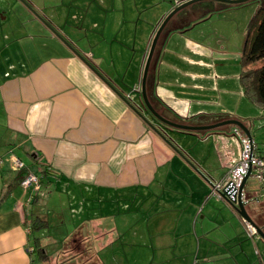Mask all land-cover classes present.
Masks as SVG:
<instances>
[{"label": "crops", "instance_id": "crops-1", "mask_svg": "<svg viewBox=\"0 0 264 264\" xmlns=\"http://www.w3.org/2000/svg\"><path fill=\"white\" fill-rule=\"evenodd\" d=\"M24 1L49 27L32 11L26 16L21 0H0V264H33L30 251L35 243L46 252L53 236L65 235V227L69 228L65 239L80 233L82 244H91L89 237L112 244L122 224L129 232L134 230L130 217L118 216H133L137 211L138 222L145 221L142 233L159 238V246L176 247V239L183 241L191 234L199 243L195 219L205 197L200 191L205 183L214 182L205 160L212 150L224 171L221 176L227 173L240 159L235 137L239 129L222 125L206 132L183 131L164 124L144 105L141 80L152 39L174 5L163 10L164 5L156 4L152 9L148 0H135L140 18L130 20L132 30H123L119 10L110 15L104 11V0L86 14L74 11V0H44L64 8L56 13L39 0ZM125 8L120 13L124 16ZM219 12L190 26H183L186 17L179 15L161 33L149 65L147 98L159 115L177 123L239 120L250 130L253 142L261 145V134L249 112L264 120L262 112L249 105L238 84L244 39L241 48H234L226 27H196ZM26 21L30 22L27 35L20 27ZM36 39L42 40L43 53L38 51L40 44L37 50L29 47L30 40ZM201 117L216 122L197 124ZM182 135H191L189 144ZM201 138L210 148L206 159L190 145ZM14 157L25 170L14 165ZM29 173L43 175V185L24 186ZM156 194L163 201L159 207L150 203ZM136 200L139 204L134 208ZM233 211L238 231L245 233V222ZM36 217L60 231H33L30 226ZM248 235L254 239L257 234ZM90 244L84 243L87 249ZM178 248L183 251V245ZM59 250H53L51 260L62 253ZM100 258L95 255L90 264H104Z\"/></svg>", "mask_w": 264, "mask_h": 264}, {"label": "rangeland", "instance_id": "rangeland-1", "mask_svg": "<svg viewBox=\"0 0 264 264\" xmlns=\"http://www.w3.org/2000/svg\"><path fill=\"white\" fill-rule=\"evenodd\" d=\"M40 4H43L45 7H48L50 10H54L56 13L57 11H60L62 8L54 7L52 3H46L44 0H39ZM50 2V0H47ZM98 0H74L75 3V10L80 9L82 13L87 12H93L97 4ZM105 1V7L104 11H108L110 15H115L114 11H118V16L120 17V21H125L124 24H121V27H123V30H126L130 28L132 30L133 24L131 25L130 20L132 19V22L137 21V18H140V11H137L134 8V1L135 0H104ZM151 2L153 8L156 7V4L164 5L163 10L170 8L173 6V8L176 6V2L178 0H166L165 2H159L160 0H148ZM260 0H250L242 5H240L238 8H225L220 10L221 12L214 14L210 20H206L204 22H201L196 25V27H201L202 25L206 27L211 28H219V27H226V33L230 41V46L232 47H238L241 48L242 40L244 39L246 26L249 23L250 19L252 18L254 12L256 11L257 7L259 6ZM214 4H216L215 1H213ZM22 3V2H21ZM23 4V3H22ZM21 4V5H22ZM110 6L111 11H109L107 8ZM24 5V4H23ZM20 8L24 14L29 15L30 9L27 8L25 5ZM123 6H125V16L124 14H120L122 11ZM9 8V15L13 16V21H15L16 15L13 13L14 9L13 6H10V4H7V9ZM172 8V9H173ZM29 9V10H28ZM64 9V8H63ZM62 9V10H63ZM171 9V10H172ZM190 9V8H187ZM191 11V10H189ZM77 12V11H76ZM192 12V11H191ZM169 13V12H168ZM167 13V14H168ZM199 13V12H196ZM195 13V15H196ZM236 13V14H235ZM117 15V14H116ZM196 18V16L192 17ZM207 18V17H206ZM25 20V18H24ZM170 21V20H169ZM168 21V22H169ZM176 20H172L171 23L167 22V26L170 27L172 23H175ZM26 21L24 24H21L20 27L22 31L27 35L30 31L29 23ZM199 22V21H197ZM233 22V23H232ZM123 23V22H122ZM155 24V21L153 22ZM129 24V25H127ZM233 24V25H232ZM21 37V35H20ZM19 41V40H18ZM27 40H25L26 42ZM29 47H34L35 50L38 49V45L40 44V49L38 51H43V42L40 39H36L35 41H31ZM264 63V60H260L257 62V64ZM241 69V65H240ZM143 75V74H142ZM240 80H238V84L240 85ZM142 82V80H141ZM242 87V86H241ZM246 99L249 101V99L246 97ZM249 105L254 108L256 107L255 104H253L251 101L248 102ZM258 108V107H257ZM251 116L255 121L256 124V131L257 134L260 133V144L264 146V120H261L257 115L256 112H249ZM257 116V117H256ZM228 126V125H225ZM230 127L232 125H229ZM243 134V133H242ZM235 135V134H234ZM191 135H182L181 137L186 140V142L189 144ZM246 136V135H245ZM235 137L239 141L240 150H241V144L239 138L235 135ZM202 140L199 141V143L195 142L190 144L193 148V151L197 154L200 153L201 156L204 155L205 159L207 156V151L209 148L208 142L201 138ZM211 141V139L209 140ZM260 145V146H261ZM210 149V148H209ZM202 158V157H198ZM214 152L211 150V155L207 160H205V164L207 165V168L210 169L211 177L214 181L219 180L222 176L221 174L224 171H220V167L218 165V162H216V159ZM206 168V169H207ZM221 176V177H220ZM201 181L204 180L202 179ZM211 186L209 183H205V189H202L200 192L205 193V197H203V193H200V195L203 197V202L201 201L200 210L201 207L203 210H201V214L198 218H196V230L199 235V243H197L196 238H193L192 231H190L189 237L185 235V238L183 241L181 239L177 240L176 247L168 246L164 243V245L159 246V238L144 236L142 231L144 232L145 228V221L142 220V222H138V215L140 212L137 211L133 216L131 215H120L118 218L126 219L130 217L132 219V222L134 225H132V229H134L132 232H129L128 230H125L127 227L122 224L120 226V229L118 231V239L112 244L109 245H103V242L93 240L91 237L90 243L85 241L87 244L91 245V248H86L84 243L81 242V236L80 233L75 234V236H72L70 238L65 239L66 234L69 232V228H64V234L65 235H57L53 236L50 240L52 242L49 243L51 247H46V252L48 254H52L53 250L58 248L59 251H62V253H59L57 255L56 260H51V263H56L58 260L62 261L64 259H70V258H79L77 260V264L80 260H83L87 258V260H90V263H92V257H95V255L100 256V260L104 262V264H231V260H233L234 264H237L236 259L240 261V264H264V239L257 234L254 236L255 238H251V236L248 235V232L246 231V221L242 218V220L245 222L244 225V232H241L242 230H239V227L236 225V219L238 216H236L234 209L227 203V201L222 197L223 199H219V196L216 195H210ZM245 193H246V199L247 201L244 202L245 209L252 219V221L260 227L262 232L264 233V201L257 200L258 197V183L253 179L249 178L246 183L245 187ZM156 197L152 198V201L150 203H153L155 207H159L162 205V197L161 194H156ZM197 198L194 203L197 202ZM204 200H206V205L203 206ZM186 201V197H185ZM149 203V204H150ZM139 204V200H136L135 204L133 205L134 208H137ZM144 207V204H142ZM233 209V210H232ZM142 210V209H140ZM123 212V211H121ZM159 210L157 209L155 211V214H157ZM48 213L50 216H52L53 211L51 209H48ZM186 218V216H185ZM47 225L42 229V231L52 230L53 232L60 231V228L58 226H54V224H50V226ZM186 224L183 227V229H186ZM191 228H193V222L191 223ZM203 231L205 234H203ZM129 232V233H127ZM152 232V231H151ZM155 232V230H154ZM136 233V235H134ZM241 233L243 237L239 234ZM186 234V233H185ZM37 235V233H36ZM34 235L35 237H37ZM56 235V234H55ZM61 235V236H60ZM60 236V237H58ZM205 236V238H204ZM58 241H61V243L54 242V239ZM60 238V239H59ZM193 238V239H192ZM152 239V243L148 244V241ZM154 239H156V242H154ZM71 240H75V242H71ZM193 240V241H192ZM192 241V242H191ZM81 243V244H80ZM221 243V244H219ZM178 245H183V251L178 248ZM188 249H193L192 253L188 252ZM198 250V253H197ZM229 251L233 253L230 255ZM260 251V254L258 255V252ZM88 253V254H86ZM112 253H115L114 256ZM233 257H236L235 259ZM34 263L33 264H40V259L36 254H33ZM56 261V262H55ZM71 263V262H70ZM73 264H76L75 262H72Z\"/></svg>", "mask_w": 264, "mask_h": 264}, {"label": "trees", "instance_id": "trees-1", "mask_svg": "<svg viewBox=\"0 0 264 264\" xmlns=\"http://www.w3.org/2000/svg\"><path fill=\"white\" fill-rule=\"evenodd\" d=\"M183 2H180L179 4ZM215 2L216 4H214L213 0H204V1H198L191 5H188L182 8L180 11H178L173 16V18H170V21L168 23H170L172 20H176L179 15H180V18L182 15H184V17L186 18L184 20L185 25L183 26H190V25H193V23L196 22L197 20L206 18V16L212 14L213 12L219 11L221 9L233 7V6L242 5V4H227V3L217 2V1ZM179 4H176V6H178ZM187 8H190V9H187ZM189 10H191L192 12ZM196 12H199V13H196ZM193 16L194 17L196 16V18H192ZM166 28H168L167 25L164 27L162 32H164ZM160 37H162L161 34H160ZM260 60H264V0H260L259 6L257 7L252 18L250 19L249 23L246 26V31L244 35V43L242 45L241 52H240L241 72H240V77H239L240 84L242 86L245 96L249 99V101H251L253 104H255L256 107H258L261 110L262 112L261 116L264 118V63L259 62V64H257V62ZM149 78H150V73L148 71L146 80L149 81ZM146 85L148 86V84ZM192 120H195V119L193 118ZM192 120L191 122H193ZM211 120H212L211 118L205 119L204 117H201V121H198L199 123L197 122L196 123L197 124H208V122H216V121H211ZM239 130L242 132L241 129ZM200 131L206 132L203 130H200ZM254 148H255L256 153L264 158V146L262 145L260 146L254 143ZM25 169L26 167L21 168L22 171ZM47 169L45 168V171ZM45 171H43L42 173L44 174ZM22 176L24 177L25 175H22ZM36 176L39 179V187H41L43 185L41 176L43 175H40V176L36 175ZM258 191H259V186H258ZM46 226H47L46 220L36 217L33 219V222L30 228L33 231H36ZM32 250L33 251H30V252L31 253L34 252V254H36L38 258L41 260L40 262L42 264H53L50 261L51 260L50 254L46 253L44 251V248L39 243H35V246L33 247ZM71 260L73 261L75 260L77 262L79 258L64 259L62 261L58 260L57 262L55 261L56 263L54 264H69ZM88 263L90 264L89 259L87 260L86 258L83 260L82 258V260H80L78 264H88Z\"/></svg>", "mask_w": 264, "mask_h": 264}, {"label": "water", "instance_id": "water-1", "mask_svg": "<svg viewBox=\"0 0 264 264\" xmlns=\"http://www.w3.org/2000/svg\"><path fill=\"white\" fill-rule=\"evenodd\" d=\"M198 1H204V0H187L181 4H179L178 6H176L174 9H172L167 15L166 17L161 21L159 27L157 28L155 35L152 39V43L150 46V50H149V54L145 63V67L143 70V75H142V82H141V94H142V98H143V102L144 105L146 106V108L161 122H163L164 124L176 128V129H180V130H185V131H209V130H213L216 129L222 125H233V126H237L239 129L242 130V132L244 133V135L247 136V138L249 139L251 145L253 144V137L252 134L250 133V130L239 120L236 119H226L223 121H219L213 124H208V125H187V124H183V123H177V122H173L170 120H167L166 118L162 117L161 115H159L155 109L152 107V105L150 104V102L148 101L147 98V93H146V78H147V74H148V70H149V65H150V61L154 52V49L156 47V44L158 42V39L160 37V34L162 32V30L164 29V27L166 26L167 22L170 20V18L175 15L178 11H180L182 8L191 5L195 2ZM213 1H217V2H222V3H227V4H244L250 0H213ZM21 2L30 9V11H32L33 14H35L38 18H40L47 26L48 23L45 22V20L43 18L40 17V15L24 0H21ZM49 27V26H48ZM52 31H54L52 28H50ZM55 32V31H54ZM59 36V35H57ZM62 38V37H60ZM63 40V38H62ZM82 58V57H81ZM83 59V58H82ZM84 62L88 63L86 60L83 59ZM90 68H92L90 65H88ZM93 69V68H92ZM99 75V74H98ZM100 76V75H99ZM101 77V76H100ZM146 120V119H145ZM146 122L150 125V127L152 129H154L157 133H159L161 135V137L164 140H167L166 137L164 135L161 134V132L159 130L156 129V127H154L153 125H151L149 123V121L146 120ZM168 141V140H167ZM250 171H251V166L249 165V168L246 172V174L244 175L239 187L237 188V192H236V200L235 201H230L229 200V192L223 190L222 191V197L227 201V203L239 214V216H241L249 225H251L257 234H259L263 239H264V233L262 232V230L260 229V227H258L250 218V216L248 215L246 209H245V204L242 201L241 198V193L243 191V189L245 190L246 187V183L247 180L250 178Z\"/></svg>", "mask_w": 264, "mask_h": 264}, {"label": "built area", "instance_id": "built-area-1", "mask_svg": "<svg viewBox=\"0 0 264 264\" xmlns=\"http://www.w3.org/2000/svg\"><path fill=\"white\" fill-rule=\"evenodd\" d=\"M235 132L236 135L239 137L241 144L240 159L219 180L211 183L210 194L217 195L220 197L222 195V191L225 190L229 192V200L235 201L237 188L239 187L250 165V177L253 178L259 186L257 200L264 201V158L256 153L254 148V142L251 145L249 139L247 138V136L244 135V133L242 134L239 130H235ZM13 161L14 165L17 168H22L24 166L23 162L17 157H14ZM32 183H34L35 187H38L39 179L35 174L29 173L24 177L22 184L24 186H28ZM241 198L243 202L247 201L244 189L241 193ZM246 227L248 229L249 234H256L255 229L251 225L246 223Z\"/></svg>", "mask_w": 264, "mask_h": 264}]
</instances>
